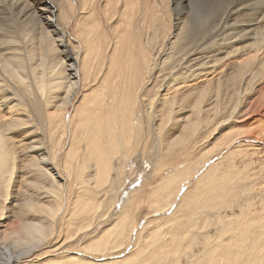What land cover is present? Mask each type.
Here are the masks:
<instances>
[{"label":"bare ground","instance_id":"6f19581e","mask_svg":"<svg viewBox=\"0 0 264 264\" xmlns=\"http://www.w3.org/2000/svg\"><path fill=\"white\" fill-rule=\"evenodd\" d=\"M140 1L0 0V264H264V0Z\"/></svg>","mask_w":264,"mask_h":264},{"label":"rangeland","instance_id":"374dc122","mask_svg":"<svg viewBox=\"0 0 264 264\" xmlns=\"http://www.w3.org/2000/svg\"><path fill=\"white\" fill-rule=\"evenodd\" d=\"M142 1V0H141ZM140 1V2H141ZM146 3H144V2ZM142 2H143V5H145L146 7H148V8H150V10H152V8L150 7V6H154L153 7V12L154 11H157L158 13V15H159V13L161 14V15H168L167 14V12L165 11V10H167V9H169V7L173 10V8L175 7V4L177 3V0H168V1H166V0H143ZM148 1V2H147ZM154 1H156L155 3H154ZM220 2H223L224 0H219ZM142 2H141V5H142ZM168 2V3H167ZM164 3H167L168 5H166V4H164ZM149 4H151V5H149ZM142 5V6H143ZM166 5V6H165ZM163 6H164V9H163ZM144 7V6H143ZM161 8V9H160ZM167 8V9H166ZM155 9V10H154ZM162 10V11H160V10ZM171 9H169V11L171 10ZM171 10V12H170V14H171V18L174 16V14H176V12L175 13H173V11ZM160 15V16H161ZM102 20H104V18L102 17ZM7 24L9 25V30L12 32V35L13 36H16L17 37V39H18V41L20 42V43H22L23 41H25V40H23V39H25V36L23 35V32L25 31V30H28L29 32H30V26H28V25H26V26H23V25H18V24H15V23H13L12 21H9V22H7ZM103 27H104V24H103ZM31 34H32V32H31ZM32 36L34 37V35L32 34ZM26 45V44H25ZM205 79H206V77H205ZM262 96L263 95H261V97L260 96H257L256 97V103L257 102H259L258 100H260L261 98H262ZM241 128H244V127H241ZM241 128H239L238 129V127H235V128H233L232 130H239V131H241V132H243L244 131V129L243 130H241ZM247 129H249L248 127H246ZM245 128V130H247ZM252 128H250V130H251ZM231 130V128H226V129H224L223 130V133L224 132H227V131H229V132H231L230 131ZM238 131V132H239ZM245 132V131H244ZM248 132V131H247ZM229 135H231V134H229ZM203 140V139H202ZM218 142V139H215L213 142H210V143H208V144H206V146H205V148H204V150L203 151H211L212 149H216V143ZM215 147V148H214ZM217 153V150H216V152H215V154ZM140 173V172H139ZM242 175V173H240V176ZM130 177V176H129ZM264 179V178H263ZM264 181V180H263ZM264 183V182H263ZM137 184V181H136V183H134V184H130V186L129 187H131V186H134V185H136ZM263 185V184H262ZM261 185V186H262ZM138 186V185H137ZM136 187V186H135ZM135 187L134 188H132V189H135ZM263 187H264V185H263ZM264 189H262V191H263ZM120 196L122 197L123 195H122V193L120 192ZM110 200H108L107 202H106V207H107V203H109L110 204V202H109ZM16 203V201H14V200H12V201H10V203H8L9 205H11V206H13L14 204ZM12 208H14V206L12 207ZM15 209V208H14ZM116 209H118L117 207L114 209V214L112 213V216L111 217H114L113 215H115V213H117L116 211ZM110 222H111V220H101L100 221V225L102 226V227H104V226H106V225H109L110 224ZM16 225H17V223H16ZM99 225V228L101 229V226ZM12 227H15V224H13V219H9V220H7L6 221V224H5V226L4 227H2L1 228V231H2V233H4L5 232V234H6V232H9V231H11V229L10 228H12Z\"/></svg>","mask_w":264,"mask_h":264}]
</instances>
